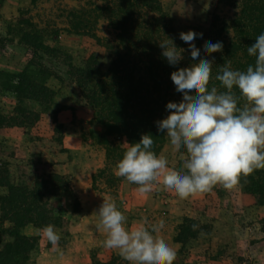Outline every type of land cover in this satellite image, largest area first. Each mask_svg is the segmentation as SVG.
<instances>
[{"label":"rangeland","instance_id":"374dc122","mask_svg":"<svg viewBox=\"0 0 264 264\" xmlns=\"http://www.w3.org/2000/svg\"><path fill=\"white\" fill-rule=\"evenodd\" d=\"M106 1L38 0L32 4L30 0H0V37L7 40L4 52H0V72L19 74L32 62L30 70L35 78L53 92L51 105L26 101L20 106L14 93L3 92L6 76H0V117L16 124L0 128V162L8 164L14 184L29 185L42 172L56 173L66 177L71 190L50 199L55 215L62 219L60 227L55 228L61 237L59 248L53 249L37 232L38 245L25 264H92L94 259L107 260L114 253L103 247L105 234L97 228L96 213L106 198L116 201L129 224L139 222L142 217L153 224L163 220L165 226L159 235L169 245L176 243L184 220H193L198 227L192 228V237L183 246L178 244L174 264H262L254 258L257 239H250L255 236L254 229L250 234L244 229L240 235L238 229L230 228L241 224L245 227L258 220L250 210L256 199L244 189L249 176L242 177L240 185L232 191L216 186L210 193L185 200L164 190L162 185L145 198L137 192V185L124 178H118L115 184L112 179L111 175L117 178L114 175L117 163L106 159L105 148L100 144L104 128L96 122L95 112L84 99L75 76L76 67L84 55L96 50L97 43L71 32L68 25L72 9L88 6L90 2L100 6ZM160 2L178 33L194 26L207 28L214 15L221 26V21L236 12L231 0ZM94 30L98 37L116 41L115 32L106 20H100ZM111 60L107 56L106 66ZM21 108L25 112L16 111ZM158 155H164L170 167L182 168L180 154L173 151L167 136ZM105 167L109 171L100 175ZM88 178L91 183L87 192L76 193L77 183ZM122 186L134 201L131 209L126 208L129 206L126 198H118ZM90 212L95 217L87 221L85 216ZM241 237L246 241H240ZM52 249L60 255H51Z\"/></svg>","mask_w":264,"mask_h":264},{"label":"trees","instance_id":"16d2710c","mask_svg":"<svg viewBox=\"0 0 264 264\" xmlns=\"http://www.w3.org/2000/svg\"><path fill=\"white\" fill-rule=\"evenodd\" d=\"M37 1L30 0L32 4ZM231 2L236 12L221 21V26L217 23L218 16L214 15L209 27L194 26L184 31L203 34L193 43L200 49L199 58L214 63L209 88L216 86L223 90L215 76L225 62L230 61L234 70L241 71L254 65L255 58L248 55L247 47L264 33V0ZM100 20L109 23L116 41L98 37L94 28ZM68 25L71 32L97 43L94 52L84 55L75 76L84 99L95 112L96 122L104 128L100 144L105 148L107 161L118 163L126 149L125 143L139 142L143 134L153 136L152 150L158 155L166 135L158 131L156 122L169 114L168 102L178 103L183 98L182 93L175 90L171 73L198 62L192 60L189 44L180 39L160 0H108L100 6L90 2L69 12ZM167 37L185 50L184 58L174 66L169 65L159 47V41ZM206 42H221L223 49L209 55L204 51ZM6 46L7 40L0 37V52H4ZM107 56L112 59L109 66L105 64ZM31 66L29 62L19 74L0 72V76H6L3 92L14 93L20 106L26 101L51 105L52 90L35 78ZM16 111L25 112V108ZM14 125L0 117V128ZM5 165L0 162V264H25L38 245V237L25 235L22 230L28 226L40 230L48 224L60 227L62 219L55 215L50 199L71 190L66 177L56 173L42 172L29 185L14 184L8 164ZM108 171L105 167L100 175ZM111 177L115 184L119 182L118 178ZM93 183L95 186V176ZM244 189L256 199L257 205L264 206V170L250 175ZM193 224V220L185 219L174 241L183 246L192 237ZM92 264L127 262L111 254L104 261L94 259Z\"/></svg>","mask_w":264,"mask_h":264},{"label":"clouds","instance_id":"9594fccd","mask_svg":"<svg viewBox=\"0 0 264 264\" xmlns=\"http://www.w3.org/2000/svg\"><path fill=\"white\" fill-rule=\"evenodd\" d=\"M179 35L189 44L192 60L198 62L171 73L175 90L183 98L178 103L168 102L169 114L156 123L173 151L180 154L182 168L170 167L164 155L152 150L153 136L143 134L139 142L125 143L123 157L114 169L117 178L137 185V192L145 198L161 185L182 200L210 193L216 186L232 191L242 177L264 170V33L247 47L254 65L245 71L234 70L229 61L219 68L215 80L223 90L209 88L214 63L199 58L200 49L193 43L203 34L189 30ZM159 47L169 65L184 58L185 50L171 38L159 41ZM222 49L221 42L204 45L209 55ZM96 213L97 228L105 234L103 247L115 250L127 264H174L176 250L159 235L163 220L153 224L142 217L129 224L112 198L103 199ZM197 227L192 225L193 230ZM39 231L53 249L59 248L61 237L54 225Z\"/></svg>","mask_w":264,"mask_h":264},{"label":"crops","instance_id":"0c3cea01","mask_svg":"<svg viewBox=\"0 0 264 264\" xmlns=\"http://www.w3.org/2000/svg\"><path fill=\"white\" fill-rule=\"evenodd\" d=\"M96 127V125H95ZM85 181V185H84V181ZM81 181V183H77L76 185V188L78 190H76V193H80V191H86L87 192V188L90 186V183H91V180L88 178V179H83ZM82 184V185H81ZM125 186H122V188L120 189V191L118 192L119 195H118V198L119 199H123L126 198V201L128 202L129 206L126 207L127 209H131V204L134 203V201L132 199H130L132 196H130L128 190L126 188H124ZM89 194V193H88ZM247 196V195H246ZM243 200V198H241ZM246 201H248L246 199ZM253 204V207L251 210V212L253 213V216H255L256 218H258L257 222L253 223V224H249V225H246L245 227L242 226H234V228H232V226H230V228L233 230V229H238V231L240 232V235L243 233L244 234V229L246 230V234H250L249 231H252L254 229V234L255 236L250 237V239H257V242H254V245H255V250L253 252H255L256 255H254V258L256 259V261H262V264H264V206H259V205H256L254 202H251ZM124 204H127V203H124ZM246 213V212H245ZM94 217H95V214H92V212L90 213H86V216L85 218L87 219V221H90L92 218L94 220ZM262 225V227H261ZM260 229L261 230H257V229ZM37 232H40L38 229H35L34 227L32 226H28L26 228H24L22 230V233L25 234V235H28V236H36ZM29 233V234H28ZM231 232L228 233V236H230ZM168 244H170L165 238H163ZM240 241L244 240V242L246 241L244 237H241V238H238ZM235 242H236V239H234ZM227 243H229V241H226ZM233 242V240H232ZM86 245H83V247H85ZM173 249L178 250V243H172L171 242V245H170ZM112 253L117 254V252L115 250H111ZM51 255L54 253L56 254V256H59V252L58 251H55V250H51Z\"/></svg>","mask_w":264,"mask_h":264}]
</instances>
